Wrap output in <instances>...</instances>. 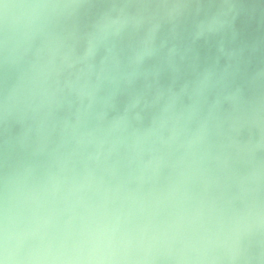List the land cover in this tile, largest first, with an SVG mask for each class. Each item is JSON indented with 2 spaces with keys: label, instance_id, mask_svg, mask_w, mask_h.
Wrapping results in <instances>:
<instances>
[{
  "label": "water",
  "instance_id": "water-1",
  "mask_svg": "<svg viewBox=\"0 0 264 264\" xmlns=\"http://www.w3.org/2000/svg\"><path fill=\"white\" fill-rule=\"evenodd\" d=\"M0 264H264V0H0Z\"/></svg>",
  "mask_w": 264,
  "mask_h": 264
}]
</instances>
